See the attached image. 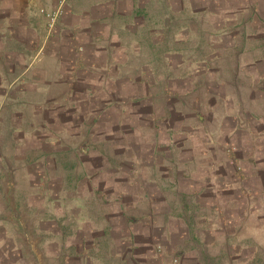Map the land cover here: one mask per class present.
<instances>
[{"label": "rangeland", "instance_id": "374dc122", "mask_svg": "<svg viewBox=\"0 0 264 264\" xmlns=\"http://www.w3.org/2000/svg\"><path fill=\"white\" fill-rule=\"evenodd\" d=\"M132 1L0 0V264H264V0Z\"/></svg>", "mask_w": 264, "mask_h": 264}, {"label": "crops", "instance_id": "0c3cea01", "mask_svg": "<svg viewBox=\"0 0 264 264\" xmlns=\"http://www.w3.org/2000/svg\"><path fill=\"white\" fill-rule=\"evenodd\" d=\"M92 4V3H91ZM115 4H114V0H98V2L94 5V6H97V8H99V7H103L104 8V10L103 11H107V12H111L112 10H113V6H114ZM129 5H131V6H133L134 4H133V1L132 0H128V6ZM138 7V6H137ZM141 9H142V7H140ZM132 7H129V9H128V7L127 8H122L121 10H120V12H122V13H124V12H129V13H131L132 11ZM140 9V10H141ZM94 8L93 9H89L88 11L87 10H84V11H82V13H86V11L87 12H94ZM75 12H77V10L75 11ZM95 19H96V16H95ZM79 21L81 22H83L84 23V25H83V23L81 24L83 27H85V28H87V27H90L91 25H90V23L86 20V19H79ZM86 21V22H85ZM137 22V21H136ZM81 25H79L80 27H81ZM78 26V27H79ZM105 66V64L103 65V67ZM168 67H170V63H168ZM108 67L106 66L105 68H104V70H106ZM169 69V68H168ZM256 77H258V75L256 76ZM262 77V76H261ZM144 82V81H143ZM106 83V82H105ZM250 96H253V95H250ZM238 118H240L241 116H237ZM251 120V119H250ZM239 121H240V119L238 120V123H239Z\"/></svg>", "mask_w": 264, "mask_h": 264}]
</instances>
